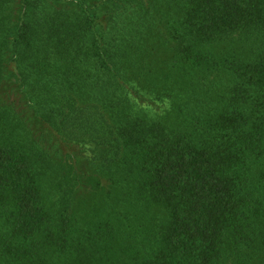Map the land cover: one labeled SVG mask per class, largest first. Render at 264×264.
<instances>
[{
  "label": "trees",
  "instance_id": "obj_1",
  "mask_svg": "<svg viewBox=\"0 0 264 264\" xmlns=\"http://www.w3.org/2000/svg\"><path fill=\"white\" fill-rule=\"evenodd\" d=\"M0 264H264V0H0Z\"/></svg>",
  "mask_w": 264,
  "mask_h": 264
}]
</instances>
